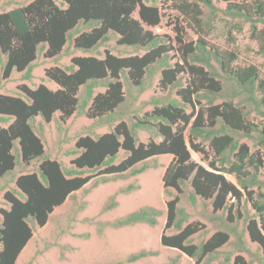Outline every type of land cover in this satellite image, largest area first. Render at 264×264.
Masks as SVG:
<instances>
[{
    "label": "trees",
    "instance_id": "1",
    "mask_svg": "<svg viewBox=\"0 0 264 264\" xmlns=\"http://www.w3.org/2000/svg\"><path fill=\"white\" fill-rule=\"evenodd\" d=\"M216 1L224 3V8H217L213 0H164L163 4L182 15L197 36L195 43H185L177 37L184 63H191L188 71L192 74V81L177 91L182 102L154 100L153 109L136 117L131 125L122 119L125 114L121 107L127 100V94L132 96L133 90L139 94L145 91L146 81L157 72L161 75L158 85L162 90L179 82L177 71L167 62L159 37L144 28V25L154 27L160 23L161 15L156 6L146 5L145 0H60V3L32 0L0 13V53L5 56L1 68L3 80H7L13 70L23 72V80H29L39 53L46 59H55L71 39L74 49L81 51L97 48L113 36H117L118 45L134 51L146 49L141 55L126 57H117L108 51L103 59L77 56L64 69L48 67L44 75L58 89L51 90L43 84L34 89L20 85L18 89L26 101L0 94V123L8 124L12 120L6 127L0 126V177L10 174L15 168L16 155L24 169L32 161L41 159L38 174L22 173L15 180L17 190L4 195L9 208L0 211V264H16L32 236L29 223L45 226L54 209L63 205L72 193L82 189L93 176L120 175L142 164L140 169L132 171L139 173L146 168V161L169 155L173 161L163 176L164 186L180 192L179 185L190 179L192 193L189 201L193 205L196 196L209 200L215 214L229 209L228 197L238 199L237 189L225 178L224 172L236 175L240 185L246 189L247 181L239 177L244 167L249 164L256 170L260 166L264 169V125L261 127L248 122V113L232 101L213 105L221 92L217 80L219 74L214 67L244 90L245 100L254 105L263 119L264 78L255 65L236 66L238 54L235 51L219 49L207 40L212 19L219 12L232 21L236 20L229 34L231 29L241 31L242 24H248L249 37L256 43L257 53L264 57V0ZM203 7L208 10L207 14ZM134 13L138 18L133 17ZM81 23L85 25V31L78 32ZM195 63L203 67H196ZM100 85L105 86V91L93 96V90ZM83 86L85 91L79 104L78 92ZM201 99L208 103L206 116L199 113L188 131L190 136L208 141L215 155L220 156V164L228 163V168L221 166L218 173L189 161L184 129L190 119L184 106H193ZM79 108L87 118L96 120L95 126L106 124L112 129L96 138L79 137L75 142L76 150L72 152L76 154L71 160L72 168L64 171L55 161L42 158L43 146L33 132L31 122L39 116L44 123H49L55 113L65 121ZM217 125L218 128L213 129ZM208 128L210 130H206ZM138 130L150 135L147 142L139 141ZM238 132L257 134L255 154L249 155L244 145L239 146L233 140ZM194 149L197 150L196 147ZM120 150L125 158L115 164ZM235 150V160L225 161V153ZM259 194L261 201L251 202L258 220H250L246 231L251 242L264 253V192ZM178 203L179 198L175 196L165 204V223L160 236L162 247L177 250L194 264H214L212 259L233 235L238 254L233 257L232 264L251 263L240 255L248 252L243 238L236 229L227 225L198 245L192 243L191 237L201 232L204 225L197 221L188 223V215ZM159 215L155 208L142 207L110 225L116 228L139 223L154 226ZM211 220L219 221V218L212 217ZM169 230L175 232L167 234ZM151 253L141 251L130 256L127 262H135ZM229 262L230 256H226L222 264Z\"/></svg>",
    "mask_w": 264,
    "mask_h": 264
},
{
    "label": "rangeland",
    "instance_id": "2",
    "mask_svg": "<svg viewBox=\"0 0 264 264\" xmlns=\"http://www.w3.org/2000/svg\"><path fill=\"white\" fill-rule=\"evenodd\" d=\"M32 0H5L0 2V13L11 8L25 5ZM60 3V0H55ZM175 1V0H174ZM214 5L224 8V3L213 0ZM164 0H145L146 5L156 6L160 12V23L154 27L144 25V28L156 34L160 39V45L167 57V62L172 69L177 71V85L167 87L162 90L158 85L161 77L160 72L155 73L152 78L146 81L147 88L142 93L133 90L132 96L127 94V100L121 107L125 116L123 120L130 125L136 121V117L143 116L145 112L153 109L154 100H176L182 102L177 95L179 88H186L192 81V74L188 71L187 64L183 61V55L179 51L177 37L183 39L185 43H195L196 34L189 29L186 20L176 10L169 5H164ZM170 4V3H169ZM204 13L208 10L203 7ZM133 17L138 18L134 13ZM230 18L221 13H217L212 19L211 30L207 37L210 44L223 50H232L238 54L236 66L255 65L259 74L264 78V57L257 53L256 43L249 37V25L242 24L241 31L231 29L235 24ZM81 26L78 32L85 29ZM234 28V27H232ZM72 34H76L73 32ZM179 34V35H178ZM234 38V41L231 38ZM110 52L117 57H126L128 55H141L146 49L134 51L131 48L117 44V36L111 37L110 41L100 44L97 48L89 51L74 49L73 40H68L63 47L60 55L55 59H46L42 53L37 55L33 62L31 78L23 80V72L12 71L7 80L1 78V68L5 63V56L0 53V94L13 97H20L25 100L18 89L20 85H26L34 89L40 84L45 85L51 90L58 89L57 85L48 80L44 71L48 67L57 66L62 69L71 64L73 57H96L103 59L105 52ZM196 67H203L200 64H193ZM215 71L219 74L217 80L220 82L221 92L218 94L213 105L221 104L224 101H232L237 104L244 113H248L246 119L256 126H263L264 119L255 111L253 104L246 99V93L240 89L233 81L221 73L215 66ZM206 69V68H204ZM85 87H81L78 92L79 104L82 102ZM105 86L100 85L93 90V96L98 92H104ZM256 93L255 96H257ZM186 114L189 115L190 122L186 124L184 136L189 152V161L195 165L201 166L208 171L218 173L223 168H228V163L220 164V156H216L209 147L208 141L201 138H194L189 134L191 122L199 113L206 116L205 109L208 103L205 99L195 101L193 106H184ZM60 114L55 113L49 123H44L39 116L31 122V127L42 143L44 156L58 163L65 171L72 168L71 160L76 157L72 154L75 148V142L81 136L96 138L109 132L106 124L96 125V120L86 117L79 108L65 121H61ZM12 120L9 122L11 123ZM8 123V124H9ZM8 124L0 123L1 127ZM207 124V123H206ZM95 126V127H94ZM217 127L213 128L216 129ZM206 130H210L209 128ZM138 139L141 142H147L150 135L143 131H137ZM255 132L248 135L236 133L233 140L239 146L244 145L248 154H255L257 151ZM159 141V139H156ZM197 148L194 149L195 147ZM232 153H225L224 160H235ZM16 155V164L12 172L6 176L0 177V211L8 209L9 205L4 199L7 192L16 189L15 180L23 174L37 173L41 159L32 161L25 169L21 166L20 159ZM125 158L120 150L115 164ZM173 161L169 155L154 157L144 164L146 168L139 173H133V170L141 168L142 164L136 165L132 170L120 175H96L80 190L72 193L66 199L63 205L55 208L49 216L45 226L38 227L30 222L29 226L32 236L20 252L16 264H194L188 257L181 255L177 250L162 247L160 245V236L165 223L166 202L178 196V206L188 215L189 222H200L204 229L191 237L192 243L198 245L207 240L215 231L224 229L223 225L236 229L243 238V242L248 250L240 253L244 259L251 261L250 264H264V253L260 247L251 242L246 231V225L250 220H258L255 209L251 202L261 201L259 198L261 192H264V169L260 166L257 170L249 164L243 169L239 177L247 181L246 189L240 185L238 178L234 174L224 172L225 178L230 181L237 189L238 199L227 198L228 210L212 213L209 200H204L196 196L195 203L189 201V195L192 193L190 179L184 180L179 185L180 192L176 189L164 186L163 176L166 169ZM87 175L84 174L83 176ZM169 192L170 194H167ZM259 194V195H258ZM142 207H152L160 212L156 218L157 223L149 226L143 223L134 224L125 227H112L110 224L127 214L134 212ZM212 217L219 218V221L211 220ZM221 225H219V222ZM1 222V214H0ZM174 230L166 233L172 234ZM236 238L230 235L229 243L221 248L215 259L214 264H222L224 257L230 256L232 264L233 257L238 252L235 248ZM141 251L152 253L135 262H127V259L138 254Z\"/></svg>",
    "mask_w": 264,
    "mask_h": 264
}]
</instances>
